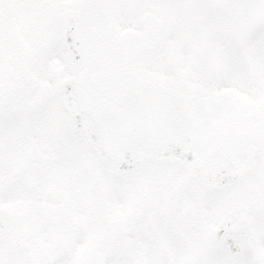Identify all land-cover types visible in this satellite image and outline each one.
<instances>
[{
    "label": "snow or ice",
    "instance_id": "obj_1",
    "mask_svg": "<svg viewBox=\"0 0 264 264\" xmlns=\"http://www.w3.org/2000/svg\"><path fill=\"white\" fill-rule=\"evenodd\" d=\"M0 264H264V0H0Z\"/></svg>",
    "mask_w": 264,
    "mask_h": 264
}]
</instances>
